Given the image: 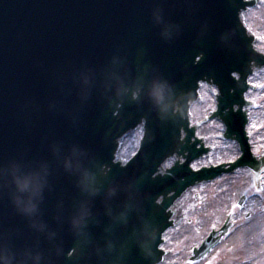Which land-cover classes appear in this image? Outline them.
I'll use <instances>...</instances> for the list:
<instances>
[{"label": "clouds", "instance_id": "clouds-1", "mask_svg": "<svg viewBox=\"0 0 264 264\" xmlns=\"http://www.w3.org/2000/svg\"><path fill=\"white\" fill-rule=\"evenodd\" d=\"M157 23L161 22L159 16ZM170 39V28L162 30ZM79 104L83 107L99 91L110 107L119 109L126 99H145L160 119L183 115L174 86L166 79L133 76L126 62L113 58L96 69L84 67L74 75ZM75 119V117H74ZM143 124V122H142ZM50 151L59 168L74 180L77 196L66 207L56 206V228L44 219L42 205L51 188L52 161L13 158L0 162V197L31 234L0 225V264H132L133 250L154 264L156 230L145 215L141 182L110 176L79 144L54 143ZM100 200L103 213L94 211ZM101 227L98 237L93 228ZM67 233L66 245L62 233Z\"/></svg>", "mask_w": 264, "mask_h": 264}, {"label": "rangeland", "instance_id": "rangeland-1", "mask_svg": "<svg viewBox=\"0 0 264 264\" xmlns=\"http://www.w3.org/2000/svg\"><path fill=\"white\" fill-rule=\"evenodd\" d=\"M213 92L214 90L212 89ZM211 107L210 91L206 85L201 84L199 88V99L190 106L189 118L191 123H195L203 118L207 110ZM141 132V128L137 127L122 136L117 147L116 157L121 158L122 161H126L135 152L137 141L141 137ZM220 132L221 126L215 121L202 125L197 129V135L206 139V144L212 145L213 147L211 156L203 157L195 161L192 163L193 168L234 157V145L228 142H221L219 140ZM171 162L169 160L165 165L168 166ZM243 177H246V173L238 172L231 178L223 177L210 184L193 187L177 201L175 216L178 223L175 227L168 229L163 235L164 243L160 247L168 251V254L160 264H201V262H187L190 249L200 242L209 227L218 226L225 209L233 203L239 193L240 190L238 188L242 182L240 179ZM242 217V214L234 216V228L235 224L237 225L242 221ZM235 232L233 231L232 235L207 257V260L212 264H226L225 259L231 257L229 256L230 253L234 249L237 252L240 238H248L252 233V231H247L250 233L249 235H241L240 232ZM254 247L257 249V246L254 245ZM260 251L264 252V247ZM241 257H243V253ZM238 259L241 260L240 257ZM233 263L234 260H232L231 264ZM248 264H264V254H259L258 258L250 259Z\"/></svg>", "mask_w": 264, "mask_h": 264}, {"label": "water", "instance_id": "water-1", "mask_svg": "<svg viewBox=\"0 0 264 264\" xmlns=\"http://www.w3.org/2000/svg\"><path fill=\"white\" fill-rule=\"evenodd\" d=\"M230 3L232 4V1L229 0ZM49 15L48 12H37L34 14L32 17L39 19L43 15ZM238 29L239 27V22L237 23ZM5 35V34H4ZM6 39H9V37H6ZM10 40V39H9ZM246 46L248 47V44L246 42ZM189 52V51H187ZM187 56V55H186ZM235 63H233L231 60H228L227 63H225V66L227 68H230L227 72V74H224L223 71H217L215 67H212L211 70L214 73V77H208L206 75H201L198 77H192L193 72L189 73V77L186 79H192L194 80L193 88L190 93H188V90L185 89L184 85V80L183 83H179V86L176 90V95L179 100V105L183 110V115L180 114H175L172 117L168 119H161L159 122L158 126V131L159 134L161 133L162 135L168 136L167 138V143L166 147H162L161 145L158 148V151H162V153L157 156L153 162V173L151 175V178L149 179L150 182L159 187V191L154 194L152 198V205H153V212H154V217H156V222H155V230L158 235L160 236V228L164 226H171L173 222L169 219L170 216L172 215V209L171 206L173 205V202L180 197V195L187 189H189L192 185L195 183H202L204 181H207L209 179H212L214 176L224 172L223 167L225 165H221L220 168H215L213 169V173H209L208 175L205 174L207 171L205 168L199 169L198 171L194 172L191 171L188 167V163L190 160H192L196 155V148L194 143L191 141V132L187 130L186 124L187 122L185 120V113L186 110L191 102H193L197 96H196V88H197V82L198 81H205L209 84H215L218 87L219 90V95L217 96V103L218 107L219 105L227 107L226 111L223 110L220 112L221 109H218L216 112L213 113L212 116L217 117L221 121H224L225 115L228 113L227 110H232L231 104L235 103L236 96H235V87L237 81L234 78L230 77L229 72H236V65L238 63V58L236 53L232 55ZM187 58H191L188 57ZM141 55L139 58V63H140ZM194 61V60H193ZM192 61V63H193ZM202 61V55L199 53V57L197 60L194 61V63H201ZM138 63V61H137ZM193 63V64H194ZM159 66L161 69H164L166 67L167 62L163 59L159 60ZM142 72V76H144L145 72V67L142 68V66H139ZM203 69L206 68V65L202 66ZM160 69V70H161ZM180 73V71H176ZM246 69L242 73H245ZM227 75L228 79H231L232 84H227L223 81L227 80L225 79ZM245 76V74H243ZM165 79V78H163ZM124 103L127 104H133L134 102L131 99H126ZM116 115L114 120H118L119 117V109H115ZM143 118V116H142ZM140 120L138 121H133L132 119V114H127L125 121L123 120L122 123L118 127V134L114 136L113 141H112V151L115 150L119 137H117L119 134H123L125 130H130L132 129L136 124H138ZM129 124V125H125ZM228 128V126H227ZM167 131L169 133H167ZM181 132H185V136L181 137ZM154 131H153V124L151 121L146 120L145 122V140L144 142H151L154 139ZM225 137H235L233 130H228L225 132ZM175 154V161L170 169H163L162 168V163L166 160V158L172 156ZM148 157V156H147ZM146 157V159H147ZM181 157L184 159V162L181 163L180 159ZM102 164V163H99ZM119 163H114V161L109 160L108 162H104L101 167L105 169V171L110 175L113 170L119 168ZM235 163L229 164V169L226 171H230V169L234 168ZM161 226V227H160ZM160 227V228H159ZM211 243H207L206 246H210ZM154 251V262L156 261L155 259L157 258V261L159 258L161 259L160 256L163 255V252L156 250V248L153 247Z\"/></svg>", "mask_w": 264, "mask_h": 264}, {"label": "flooded vegetation", "instance_id": "flooded-vegetation-1", "mask_svg": "<svg viewBox=\"0 0 264 264\" xmlns=\"http://www.w3.org/2000/svg\"><path fill=\"white\" fill-rule=\"evenodd\" d=\"M247 19L254 36V48L264 56V0H259L257 6L247 15ZM248 82L253 88L246 92L245 99L249 104L242 110H246V130L251 150L256 158H260L264 155V68L255 71L248 78ZM241 209L264 215V168L261 174L260 190H255L252 186Z\"/></svg>", "mask_w": 264, "mask_h": 264}]
</instances>
